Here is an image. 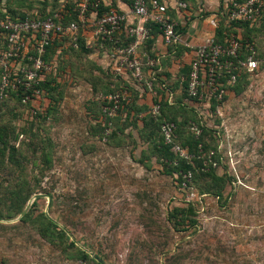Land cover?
I'll list each match as a JSON object with an SVG mask.
<instances>
[{
    "label": "rangeland",
    "instance_id": "obj_1",
    "mask_svg": "<svg viewBox=\"0 0 264 264\" xmlns=\"http://www.w3.org/2000/svg\"><path fill=\"white\" fill-rule=\"evenodd\" d=\"M84 31L90 56L73 51L66 39L65 71L52 93L39 95L31 109L11 101L0 108L8 140L0 154V192L36 185L37 193L51 194L48 219L67 237L43 231L47 198L40 197L26 220L21 213L0 218V264H96L83 252L107 264H264V65L249 73L240 93L230 91L213 111L202 110L203 122L218 133L207 137L206 157L226 176L218 197L204 192L205 179L179 185L149 154L142 133L143 143H135L137 128L116 120L127 129L110 138L118 126L112 122L99 132L97 98L120 77L98 64L103 54L93 27ZM253 39L264 55V23ZM193 115L186 117L197 121ZM187 208L192 212L182 220V211L176 216L175 209Z\"/></svg>",
    "mask_w": 264,
    "mask_h": 264
},
{
    "label": "trees",
    "instance_id": "obj_2",
    "mask_svg": "<svg viewBox=\"0 0 264 264\" xmlns=\"http://www.w3.org/2000/svg\"><path fill=\"white\" fill-rule=\"evenodd\" d=\"M81 0H0V11L2 14H8L12 18H46L53 17L55 14H60V17L55 18L56 21H62L67 23L69 21H76L77 15L75 9L76 3ZM99 2L97 10L95 11L96 17H101L104 12H108L110 9L116 7L110 3L106 4L102 0H90V2ZM128 6L131 4L132 0H122ZM187 5L190 0H185ZM168 6V11H169ZM118 10V9H116ZM222 11L219 13V19L217 21V26L214 31V38L216 42L222 43L226 45L227 39L232 36H239L240 42L245 44L246 42L251 43L256 51L255 57L258 61V65H264V55L259 52L258 46L254 41V33L258 30V27L261 24L256 22H248V21H239L234 22L228 19L227 8L221 9ZM121 12L120 10H118ZM89 14V13H88ZM169 14V13H168ZM91 14L88 15L90 17ZM171 17V16H170ZM93 18V17H90ZM172 18V17H171ZM173 19V18H172ZM131 24L134 21H130ZM127 25L129 23L127 22ZM149 27V36L148 39L140 46L141 54L146 53L147 55L157 59L159 55L156 54L155 50H152L151 47L154 43V39L158 33H161L159 26L157 23L150 21L146 24ZM81 24L80 29L77 36V47L73 48V51H83L90 56L92 52V46L86 44L84 37L81 36ZM126 27L121 33H115L114 37L118 38L119 44L124 45L130 38L126 33ZM182 27L177 24L176 32H182ZM69 39L71 47L74 46V41L72 36H63L62 38L56 40L53 44L49 45L46 50V54L44 56V60L53 65V70L42 76L41 83L39 85L40 94L43 93H52L55 90V85H60L59 78L62 77L64 68L61 66L60 55L63 52V42ZM102 43V46L100 45ZM179 45V44H178ZM169 46V49H176L178 52H182V46ZM99 48L106 49L109 52L112 50V44L109 40H98L96 45ZM62 47V50H60ZM60 50V51H59ZM108 52V53H109ZM239 58L241 60L246 59V51L244 48L240 50ZM235 64H237V59L231 58ZM145 61V58L143 57ZM190 63V62H189ZM185 64L178 69V73L176 74L177 79H173L171 72H166L164 61L160 59L154 67H144L143 73L144 77L147 80L152 81L153 90L155 91V95L152 96L151 103H138L140 92L148 91L146 82H143L141 85L135 84L134 80L128 81L119 79L120 84L114 86V84L109 88L107 92L100 93L99 97V111L103 116L101 122L96 123V126L99 127V132L103 134L104 130L110 127V124L113 122L114 124L117 121L121 120L123 124H128L132 130V127L137 128L139 134V141L142 142L141 137L144 135L146 142L151 147L150 155L155 158V161L159 163L166 173L175 174L176 179H178L179 185L189 187L193 184L194 179H205L207 182L203 188L204 192L215 194V196H221V190L223 188L224 183L226 182V176L223 174L222 176L218 175L215 172V169L211 167V163L209 162V158L206 157V154L211 149L210 141H207V137L213 140L216 138L218 133L215 127L209 126L203 122V113L204 111H213L217 105L223 102L226 98L224 96L223 100L216 101L215 99H211L209 103H202L199 101L198 97H191L188 95V74L190 71V65ZM162 64V68L159 71V67ZM112 66V65H111ZM112 72L109 70V73ZM233 74L237 75L236 82L232 86H228L229 92L240 93L244 88L243 86L248 85L249 72L245 70L241 71L237 74V70H232ZM22 74L20 73V76ZM165 77H163V76ZM230 76V73H225L224 78L221 79L222 82H226V78ZM1 80V75H0ZM176 89H181L180 94H174ZM116 90H127L130 93L129 101H122L117 110L116 115L109 117L104 112V107L111 103L107 102L104 99L108 93L114 92ZM172 93V98L170 95ZM30 94V100L26 103L22 102V99L25 95ZM38 95V96H39ZM38 96H34L31 91H25L22 86H18V89L12 90L9 89L6 91L3 97H0V108L4 105L5 102L11 101L20 105H25L28 108H33V101L38 98ZM187 99V101H185ZM155 104L160 105V114L158 116H154L151 112L152 106ZM35 113V112H34ZM189 114L198 115V120L194 121L192 118L186 117ZM39 115V114H37ZM141 115V116H140ZM193 115V116H195ZM117 120V121H116ZM165 121L174 122L176 128L174 130V138L171 142L166 143L164 141L163 135L161 134V124ZM140 123V126L138 124ZM186 126L188 127V131L186 133ZM196 126L199 130V133H196V130L193 127ZM123 126H117L113 128L109 137L116 136L117 132L125 131L127 129ZM129 130L131 133L132 131ZM191 132H190V131ZM5 128H0V154H3L4 149L7 147L8 140ZM142 133L143 135L141 136ZM130 135V134H128ZM102 136V135H101ZM141 143V144H142ZM178 145L180 148L184 149L186 153L189 155V158H184L179 155L178 151L175 149V146ZM11 151L8 155L9 160H13L15 158V148L14 145L9 146ZM190 173V176H188ZM189 177V178H188ZM225 177V178H224ZM36 186V185H35ZM34 185H27L26 189L16 188L9 191V196L4 189V192H0V218H11L16 215H19L25 208V205L28 199L34 194L38 192V188L36 189ZM51 195V194H50ZM52 197V196H51ZM39 200L36 198L33 202V205ZM8 201L9 205H5V202ZM6 206L5 209L8 214L4 216L2 214V207ZM51 208V207H50ZM178 209V208H177ZM175 209L176 216H181V220L183 219L182 215L187 214L188 212H192L191 208H187L185 211L182 209ZM30 212L25 213L20 221L26 220ZM42 219L45 221L46 226L44 225L43 231L54 237V230H57V226L50 220L45 214H42ZM3 225L0 223V226ZM52 230V231H51ZM51 231V232H50ZM57 234L60 237H67L66 233L62 229L57 230ZM83 252V251H82ZM83 255L87 258H91L92 261H95L96 264H101L96 261L92 256L83 252Z\"/></svg>",
    "mask_w": 264,
    "mask_h": 264
},
{
    "label": "built area",
    "instance_id": "obj_3",
    "mask_svg": "<svg viewBox=\"0 0 264 264\" xmlns=\"http://www.w3.org/2000/svg\"><path fill=\"white\" fill-rule=\"evenodd\" d=\"M177 4L181 8L187 7L185 0H178ZM98 5V1H79L74 9L77 20L67 23L55 20L60 14H55L54 18H12L0 11V97H3L9 89H18V86L38 96L42 76L53 70V65L44 60L47 47L63 36L69 35L73 37L74 47H77L76 34L80 24L82 29L89 25L93 27L95 44L98 40L111 42L110 58L114 75L121 77L129 74L135 84L139 85L146 82L151 96L155 95L152 81L144 77L143 69L154 67L159 58L155 59L146 53L141 54L140 46L148 39L149 27L146 24L150 21L158 24L166 45L175 46L182 42L179 33L176 32L177 23L168 14V4L165 0H132L126 12L112 8L104 12L101 17H96L95 11ZM226 8L228 19L231 21L257 22L264 11V0H229ZM88 13L93 18L88 17ZM132 20L133 24L130 23ZM210 23L216 28L217 21L211 20ZM124 26H127L126 33L130 41L120 45L114 34L121 33ZM86 44L89 42L87 41ZM100 45L102 46V43ZM242 48L247 53L244 60L239 58ZM255 54L254 46L248 42L242 44L239 36H230L226 45L216 42L214 34L208 36L195 49L190 60L188 95L198 97L204 104L209 103L211 99L218 102L223 100L229 93L228 86H232L237 79V75L233 74L232 70H237L238 74L243 70L251 73L258 69ZM231 58L237 59V64ZM225 73H230V76L224 83L221 79L224 78ZM30 97V94L25 95L22 102L26 103ZM104 99L112 104H107L104 112L112 117L122 101L130 100V93L127 90H118L108 93ZM151 112L155 117L158 116L160 105H153ZM175 128L174 122L165 121L161 124V134L166 143L174 138ZM193 129L197 134L199 133L196 126ZM175 149L180 156L189 158L186 151L178 145Z\"/></svg>",
    "mask_w": 264,
    "mask_h": 264
},
{
    "label": "crops",
    "instance_id": "obj_4",
    "mask_svg": "<svg viewBox=\"0 0 264 264\" xmlns=\"http://www.w3.org/2000/svg\"><path fill=\"white\" fill-rule=\"evenodd\" d=\"M106 4L112 3L116 9L126 12L128 11V5L122 0H102ZM169 7V16L179 24L183 29L182 32H179L181 39L180 46L183 47L182 52H178L176 49H169L170 45H166L161 33H158L154 39V43L151 47L152 50H155L158 56V61L162 59L164 61L166 72H171L172 78L177 79L176 74L178 73L179 67L188 64L193 57L195 49L203 43L205 38L214 34L215 28L211 25V20L218 21L219 13L221 9H226L229 0H190L186 8L178 7V0H165ZM258 24L264 23V11L256 22ZM86 29V28H84ZM81 36L84 37L85 41L89 42V45L92 44V41L89 40L85 31ZM95 44V43H94ZM178 45V46H179ZM63 46V45H62ZM92 46V45H91ZM97 52L103 54V57H98V64H104V69L109 72L112 68V60L110 58V52L106 49L97 47ZM62 50V47L61 49ZM59 50V51H60ZM141 51V49H140ZM96 52V53H97ZM109 52V53H108ZM94 53V54H96ZM93 56V55H92ZM99 60V61H98ZM181 64V65H180ZM162 68V64L159 67V71ZM163 76V75H162ZM165 77V76H163ZM128 81L132 80V77L129 74H124L120 77ZM181 89H176L174 94H180ZM152 96L149 91L140 92L138 103H151ZM185 101H187L185 99ZM141 116V115H140ZM127 124V123H126ZM140 126V123L138 124ZM134 129V127H132ZM136 129V128H135ZM136 132V130L134 131ZM138 138V132L135 134ZM237 264V263H235Z\"/></svg>",
    "mask_w": 264,
    "mask_h": 264
},
{
    "label": "water",
    "instance_id": "obj_5",
    "mask_svg": "<svg viewBox=\"0 0 264 264\" xmlns=\"http://www.w3.org/2000/svg\"><path fill=\"white\" fill-rule=\"evenodd\" d=\"M40 197H46L47 198V209L45 210V214L48 218L52 219L48 213V208L50 207L51 205V202H52V197L49 195V194H45V193H37V194H34L33 198L31 199L30 202H28V204L26 205V207L24 208V210L21 212L20 216H23L29 209L31 203L36 199V198H40ZM55 221V220H53ZM65 231L67 232L68 235H70V232L65 228ZM90 255L96 260L98 261L99 263L101 264H107L106 262H104L102 259H100L99 257H97L96 255H94L93 253H90Z\"/></svg>",
    "mask_w": 264,
    "mask_h": 264
}]
</instances>
